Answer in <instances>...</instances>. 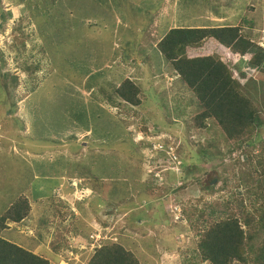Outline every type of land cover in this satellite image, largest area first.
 Wrapping results in <instances>:
<instances>
[{"label": "rangeland", "instance_id": "1", "mask_svg": "<svg viewBox=\"0 0 264 264\" xmlns=\"http://www.w3.org/2000/svg\"><path fill=\"white\" fill-rule=\"evenodd\" d=\"M129 1L123 2L124 11L132 10V4L141 22L135 28L130 25L135 36L146 18L150 19L144 40L150 39L149 33L157 40L174 26L235 25L247 18L253 20V27L247 23L241 26L250 29L256 43H264V0H132L131 4ZM62 2L60 10L42 8L38 13H64L72 17L74 24L78 21L79 25L71 26L70 32L78 33L82 39L80 44L73 41L81 46L80 54L61 50L55 34L44 39L49 31L46 25L37 26L34 22L37 11H30V16L23 2L0 0V8L6 13L4 22L0 18V23L3 22L0 29V217L20 197L27 198L22 201L30 205L23 220H4L0 234L16 245L50 256L49 242L55 232L66 236L69 233V243L60 249L58 257H49L54 261L52 264H57L58 259V264H66L63 261L84 264L92 254L91 242L100 232L102 243L115 241L127 249L141 245L140 264H210L202 261L197 233L222 216V213L210 212L211 204H221L234 192L246 197L244 184L236 186V179L227 175L223 183L226 187L222 188L221 178L222 167L232 160H242L243 151L234 148L230 153L214 156L210 149L198 159L202 151L199 143L206 134L187 129L185 121L199 107L191 91L184 89L176 73L152 47L155 38L150 39L147 47L152 61L149 65L144 60L136 64L137 48L130 53L123 45L127 34L118 35L119 26L125 23V14L123 11L122 17L120 9L111 7L113 0ZM38 6L42 7L41 1ZM109 6L114 17L109 26L107 21H102L112 37L101 39L87 25L99 22L93 14L106 9L101 11L105 14ZM19 19L27 33L22 43L13 33ZM111 23H115L114 27ZM112 41H115L113 46ZM212 45L208 43V51ZM263 72L247 66L234 72L244 84L251 79L253 84L249 82L246 93L259 106L261 115H264V77L259 75ZM5 73L16 81L7 82L8 87L4 89ZM120 75L132 78L143 90L142 103L122 108L115 103L119 99L112 104L105 90L98 91L96 83L102 80L112 90L119 83ZM153 88L167 98L164 112L156 110L158 96H152ZM180 97L181 108H178ZM94 100L116 120H108L109 114L100 107L93 108ZM95 115L102 132L104 126L105 130L109 127L119 130L120 117L124 119L133 141L137 142L135 150L145 157L141 162L142 178L136 186L129 177L115 176L107 164V156L113 155L121 157V162L127 161L129 166L135 165L138 160L128 158V148L96 146L91 158L98 168L95 164L91 166L92 160L87 161L91 153L87 144ZM181 129L187 133H181ZM261 136L264 138V133ZM227 147L222 141V152ZM93 172L104 176L92 180ZM67 183L73 190L68 192ZM207 183L209 187L205 189ZM206 211L208 217H202ZM130 213L133 219L128 217ZM72 253V257L68 256ZM68 257L71 258L67 261Z\"/></svg>", "mask_w": 264, "mask_h": 264}, {"label": "trees", "instance_id": "2", "mask_svg": "<svg viewBox=\"0 0 264 264\" xmlns=\"http://www.w3.org/2000/svg\"><path fill=\"white\" fill-rule=\"evenodd\" d=\"M19 1L23 2L24 9L28 10L30 16V11H37L38 15L33 16L37 26L46 25L48 27L49 33L44 34L45 37H43L45 40L50 39L55 34L57 40L60 41L57 44L62 48L61 50L80 54L81 46L76 45L73 41L80 44L82 39L78 33L72 35L70 32L71 26L79 25L77 24L78 21L74 24L72 17H68L64 13L56 15L38 13L42 11V8L60 10L64 3L62 0ZM38 1H41L42 7L38 6ZM130 1L133 3L132 0ZM123 2L125 0H113L111 4L112 8L120 9L122 17L125 14V23L118 25V35L127 34L124 37L126 41L123 45L130 53H134V49L137 48L138 57H134L136 64L145 61L144 63L149 65L152 57L147 47L150 44V39L155 37L152 33H149L150 39L144 40V33H148L146 27L150 19L146 18L145 23L140 27V32L136 31L135 36L131 28H135L141 23L134 12L136 7L130 3L132 10L124 11ZM111 7L109 6V10L107 8L105 14H101V11H106V9L94 13L93 15L100 21L87 25L88 29L91 28L96 36L101 39L104 36L112 37L111 32H107L110 19L114 17L110 10ZM0 13V18L4 22L6 13L1 8ZM93 15L92 17H94ZM102 20L107 21V28H105ZM3 22L0 23V29H2ZM242 23H247L248 27H253L254 22L251 19L242 18ZM114 24L111 23L112 27H114ZM241 24L199 27L174 26L170 27L161 38L157 40L155 38L151 44L154 47L156 43L155 49L162 55V60L176 73L178 82L181 81L184 84V89L187 88L191 91L199 107L190 120L185 121L187 129L192 128L199 133L206 134L203 141L199 143L202 151L197 158L200 159L204 155L203 152L210 149L214 156L230 153L234 148H241V151H243L242 160H232L222 167L221 178L223 179L222 188L226 187L224 184L227 175H230L231 179H236V186L244 184L246 197H243L241 193L234 192L224 199L221 204L220 202L211 204L210 212L216 211V213H222V216L212 225L197 233L199 236L197 246L202 261L207 260L210 264H233L235 262L240 264H264V138L261 136L264 133V115L260 114L259 106L246 93V87L251 79L244 84L234 74V72H240L246 66L264 70V47L254 43L250 29L243 28ZM112 27L110 26V29ZM13 33H15V39L20 43L27 37L21 19L13 28ZM115 41H112V46ZM208 43L213 44L211 51H208ZM78 54H75V56ZM101 69L106 73V69ZM119 77V83L114 85L112 90L106 88L102 80L96 83L98 91L105 90L106 98L112 104H114L115 99H119L115 103L122 108H125L128 104L139 105L142 103L140 94L143 90L139 85L128 76L122 77L120 75ZM14 79L16 81L15 77L13 78L10 74L5 73L3 77L4 89L7 82L12 83ZM152 96H158L156 110H163L164 112V107L167 106V98L163 97L162 92L160 94L156 92L154 88ZM181 101L182 98L180 97L177 100V105ZM92 104L93 108L100 107L103 112L109 114L108 120H116V117L109 110L100 106L96 100L92 101ZM179 107L181 108L178 105ZM121 110L126 112L124 109ZM181 110L178 109L177 112H181ZM163 117L166 120L165 115ZM92 119H94L92 123L93 131L87 144L91 153L88 155L90 157L87 161L92 160L91 166L95 164V168H98V164L91 158L95 154L92 149L96 146L103 149L111 147L128 148V152L126 151L128 158L131 156L138 160L135 165L129 166L127 161L121 162V157L115 158L113 155L107 156V161H109L107 164L116 174L115 176L129 177L134 180L133 185L136 186L142 178L141 162L145 157L135 150L137 142L133 141L124 119L119 123V130H114L112 127L105 130L104 126L103 132L97 122L98 116L95 115ZM108 123L110 122L108 121ZM176 129H180L178 124ZM184 132L187 133L184 129H181V133ZM103 138L105 139L104 142ZM118 138H121V141ZM71 139L76 141L75 137H71ZM222 141L228 145L223 152L221 149ZM254 152H257L258 155ZM99 176L104 175L103 173L93 172L90 178L96 180ZM67 185H69L67 190H72L73 187L68 183ZM208 187V183L206 186L204 185L205 189H208ZM20 198L16 200L18 202L16 205L0 217V229L4 220L10 218V220L19 222L29 212V202L22 201L27 198ZM206 215L208 217L207 211L202 214V217L205 216L206 218ZM79 223L83 222L80 221ZM67 243L66 235L55 232L53 240L49 242L51 253H56L58 257L57 254L60 249L65 248ZM137 246L140 247L137 248ZM141 249L143 248L138 244L135 248L127 249L119 242L102 243L100 247L92 252L89 260L84 264H140L143 260L140 253ZM0 264H50V262L46 257L36 255L20 245L0 237Z\"/></svg>", "mask_w": 264, "mask_h": 264}, {"label": "clouds", "instance_id": "3", "mask_svg": "<svg viewBox=\"0 0 264 264\" xmlns=\"http://www.w3.org/2000/svg\"><path fill=\"white\" fill-rule=\"evenodd\" d=\"M262 37H263V36H262ZM262 37H261V38H262ZM251 38H252V36H251ZM252 40H254V39L252 38ZM254 43H256V42H254ZM256 44L259 45V46H261V47H264V43H256ZM154 48H156V43L154 44ZM245 57H246V56H245ZM246 58H247V57H246ZM161 59H163L162 56H161ZM250 68H253V67H250ZM255 69H256V68H255ZM257 69H259V68H257ZM261 70L264 71L263 69H261ZM263 76H264V72H263ZM238 78H239V77H238ZM120 119L123 120L122 117H121ZM99 177H102V176H99ZM214 179H217V178L214 177ZM214 179H213V180H214ZM72 187H73V186H72ZM72 190H73V188H72ZM68 192H69V191H68ZM129 210H130V212H131V209H127V211H129ZM131 213H132V212H131ZM131 213L128 215V217H130V218L133 219L134 216H133V214H131ZM127 219H128V218H127ZM132 219H130V220H132ZM22 220H23V219H22ZM4 228H6V226H5ZM68 234H69V233H68ZM68 234H67L66 238H67V240L69 241V236H68ZM0 237H2V238H4L5 240H7V239L5 238L4 235H1V234H0ZM101 237H102V236H101V232H100V233L98 234V237H96L97 239H95L94 242H91V245H92V246H91L90 250L92 249V252H93L96 248L100 247V245L102 244V242L99 241V240L101 239ZM53 238H54V237H53ZM53 238H52V240H53ZM92 238H93V237H92ZM7 241H8V240H7ZM10 242H11V241H10ZM114 242H115V241H114ZM68 243H69V242H68ZM23 248H24V247H23ZM84 248H86V247H84ZM25 249H27V248H25ZM62 249H64V248H62ZM27 250L31 251L32 253H34V254H36V255L43 256V254H41V253H35L34 251H32V250H30V249H27ZM59 253H60V251H59ZM59 253H58V254H59ZM49 254H50V256H44V257H46V258L49 260L50 264H52V263H54V261H53V260H50L49 257L55 256L56 253H53V254H52V253L50 252ZM58 254H57V255H58ZM72 255H73V253H72V254H69L68 256H71V257H72ZM71 257H68V258H67V261H68V259H70ZM62 260H64V258H62ZM62 260H61V261H62ZM58 261H59V259H58ZM58 261H57V264L60 263V262H58ZM63 262L66 263V264H69V263H67L66 261H63ZM61 263H62V262H61Z\"/></svg>", "mask_w": 264, "mask_h": 264}, {"label": "crops", "instance_id": "4", "mask_svg": "<svg viewBox=\"0 0 264 264\" xmlns=\"http://www.w3.org/2000/svg\"><path fill=\"white\" fill-rule=\"evenodd\" d=\"M244 68H246V67H243L242 69H244ZM250 68V67H249ZM253 69H255V68H252V70ZM242 75H243V73H241ZM259 76H263V75H259ZM264 77V76H263ZM247 81H249V80H247ZM251 82V81H250ZM252 83V82H251ZM253 84V83H252ZM6 238V237H5ZM7 239V238H6ZM35 252V251H34ZM35 253H38V252H35Z\"/></svg>", "mask_w": 264, "mask_h": 264}, {"label": "water", "instance_id": "5", "mask_svg": "<svg viewBox=\"0 0 264 264\" xmlns=\"http://www.w3.org/2000/svg\"><path fill=\"white\" fill-rule=\"evenodd\" d=\"M216 179H214L213 181H215Z\"/></svg>", "mask_w": 264, "mask_h": 264}]
</instances>
